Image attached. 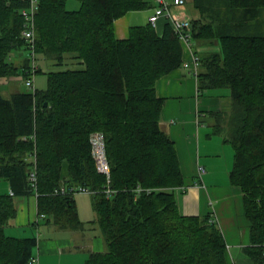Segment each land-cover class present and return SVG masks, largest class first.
Returning a JSON list of instances; mask_svg holds the SVG:
<instances>
[{
    "label": "trees",
    "instance_id": "obj_1",
    "mask_svg": "<svg viewBox=\"0 0 264 264\" xmlns=\"http://www.w3.org/2000/svg\"><path fill=\"white\" fill-rule=\"evenodd\" d=\"M33 1L0 0V79L44 72L31 64L37 54L48 79L46 88L9 97L0 89V264L35 258L36 235L6 232L21 197H37L46 223L85 229L69 190L80 185L94 191L93 224L105 244L84 264H230L216 220L182 212L178 150L161 126L166 99L157 82L182 67V42L167 20L161 33L149 21L131 26L127 38L116 35L117 19L155 7L154 0H78L77 9L68 0H36L27 20ZM191 3L193 44L219 46L197 53L199 89H230L213 113L214 130L233 147L230 180L243 192L247 252L264 264V0ZM32 23L33 43L23 34ZM94 132L105 136L110 179L97 168Z\"/></svg>",
    "mask_w": 264,
    "mask_h": 264
},
{
    "label": "crops",
    "instance_id": "obj_2",
    "mask_svg": "<svg viewBox=\"0 0 264 264\" xmlns=\"http://www.w3.org/2000/svg\"><path fill=\"white\" fill-rule=\"evenodd\" d=\"M172 7L176 11L186 12L192 18L194 12L191 0ZM153 10L154 7L130 11L117 19V37L127 38L131 26L148 23ZM165 23L166 19L160 18L156 28L160 33ZM182 45L184 60L191 58L193 53L219 50L215 44L196 43L192 48L184 43ZM157 93L166 99L161 126L176 144L184 175V186L178 195L182 212L187 215H211L216 220L228 245L230 264H256L247 252L251 246L250 222L244 211L243 192L230 180L234 150L225 136L214 130L218 120L213 113L225 106L223 99L217 92L201 91L197 76L183 66L158 80ZM200 166L206 169L203 174L199 173ZM1 186L3 190H9L7 183ZM37 216L40 217L37 197L24 196L20 199L18 214L6 232L17 237L33 236V229H27V225L39 222L41 226ZM45 224L46 231L38 235L34 252L36 259L28 264H84L91 252L105 250L104 239L100 235L87 237L84 229L63 230L46 221ZM50 229L53 230L49 234ZM30 232L33 234L30 235Z\"/></svg>",
    "mask_w": 264,
    "mask_h": 264
},
{
    "label": "built area",
    "instance_id": "obj_3",
    "mask_svg": "<svg viewBox=\"0 0 264 264\" xmlns=\"http://www.w3.org/2000/svg\"><path fill=\"white\" fill-rule=\"evenodd\" d=\"M155 7L153 13L149 16V21L152 25L157 28L160 18H165L169 21L178 34L182 43L188 45V47L192 48V18L184 11H176L173 9V5H182L186 3V0H154ZM38 6L36 4V0L32 2L31 8L23 11L24 15L27 17V20L33 19V15L36 13ZM23 34L34 42V24L32 23L31 28H27L24 30ZM34 60V59H33ZM35 62V61H34ZM201 64L200 55L197 53H193L191 58L188 60H184L183 68L188 70L190 73L196 75L199 71ZM34 66V64H33ZM36 67V64H35ZM34 77L27 79L26 84L30 87H34ZM91 144H92V153L96 160L97 168L101 173L106 174L108 179L111 177V166L109 163V159L106 153V142L105 136L102 132H94L91 136ZM205 168L200 166L199 173L203 174L205 172ZM32 179H35V173H32ZM72 192L75 194L77 192H88L93 193L94 191L85 186H74L70 188ZM62 191H65V187H62ZM113 190L108 189V194H111Z\"/></svg>",
    "mask_w": 264,
    "mask_h": 264
},
{
    "label": "rangeland",
    "instance_id": "obj_4",
    "mask_svg": "<svg viewBox=\"0 0 264 264\" xmlns=\"http://www.w3.org/2000/svg\"><path fill=\"white\" fill-rule=\"evenodd\" d=\"M67 7L69 9H77L80 7V2L78 0H68V4ZM150 11V10H149ZM147 22V21H146ZM145 24V23H144ZM27 54H25L26 56ZM12 58L14 59V55L12 56ZM35 63L38 65H40V67L43 68L44 72H40L35 74L33 77L34 80V87H30L26 85V79L23 76H18L15 78H1L0 79V89L3 91L4 95L9 97L11 95V93L17 91V90H21V89H35V88H46L47 87V74L45 73L46 65H45V61L43 59V56L41 54H37L35 59H34ZM33 63V59L31 61V64ZM213 92H217L218 94H220V98L223 99L224 101V105L227 104V97H225L224 95H229L230 94V89L229 88H223V89H213L210 90ZM206 94V93H205ZM222 94V95H221ZM207 95V94H206ZM232 150L233 147L232 145H230ZM234 155V152H233ZM234 164V159L233 162ZM232 164V165H233ZM76 202H77V207L79 210V216L82 219V221L85 222V235L87 237H91V236H95V235H100V237L102 239H104L103 235L101 234L99 227L95 224H93V220L96 217V212L94 210V206H93V196L92 193H88V192H77L76 195ZM23 197H21L20 199L22 200ZM33 198L35 199V195H33ZM19 199V198H18ZM20 199L18 202V209H20ZM34 207V203H32V209ZM37 218L40 219V225L36 226V225H27V229L31 228L34 231V235H36L38 237V235H40V233H43L44 228H46V224H45V219L43 217H39L37 216ZM36 218V220H37ZM38 219V220H39ZM95 225V226H94ZM53 229L49 230V234L52 232ZM80 233H82L80 231ZM33 232H30V235H32ZM89 239V238H88ZM36 258L33 259V261H35ZM32 261V262H33Z\"/></svg>",
    "mask_w": 264,
    "mask_h": 264
},
{
    "label": "bare ground",
    "instance_id": "obj_5",
    "mask_svg": "<svg viewBox=\"0 0 264 264\" xmlns=\"http://www.w3.org/2000/svg\"><path fill=\"white\" fill-rule=\"evenodd\" d=\"M12 194V193H11Z\"/></svg>",
    "mask_w": 264,
    "mask_h": 264
}]
</instances>
